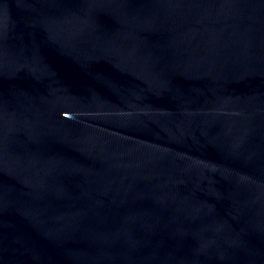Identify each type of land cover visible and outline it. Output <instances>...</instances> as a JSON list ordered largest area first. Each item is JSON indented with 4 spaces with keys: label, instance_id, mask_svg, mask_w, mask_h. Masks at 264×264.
<instances>
[{
    "label": "water",
    "instance_id": "95a60500",
    "mask_svg": "<svg viewBox=\"0 0 264 264\" xmlns=\"http://www.w3.org/2000/svg\"><path fill=\"white\" fill-rule=\"evenodd\" d=\"M0 264H264V0H0Z\"/></svg>",
    "mask_w": 264,
    "mask_h": 264
}]
</instances>
